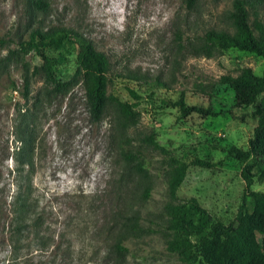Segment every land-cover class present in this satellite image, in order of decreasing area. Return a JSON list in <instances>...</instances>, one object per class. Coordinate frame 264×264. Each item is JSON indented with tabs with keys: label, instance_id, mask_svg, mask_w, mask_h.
Returning a JSON list of instances; mask_svg holds the SVG:
<instances>
[{
	"label": "rangeland",
	"instance_id": "374dc122",
	"mask_svg": "<svg viewBox=\"0 0 264 264\" xmlns=\"http://www.w3.org/2000/svg\"><path fill=\"white\" fill-rule=\"evenodd\" d=\"M0 0V259L7 246L5 232L15 194L13 159L17 141L15 124L28 126L34 137L31 162L25 167L29 203L26 227L11 264H116L113 245L118 237L115 215L135 210L144 228L126 240L129 251L120 264H184L166 248L170 238L162 231L161 210L167 201L166 162L159 150H149L153 195L140 197L147 184L129 171L121 159L122 136L143 144L153 134L160 146L188 162L193 157L211 166L190 165L176 191L179 200L195 197L216 218L234 219L242 203L243 163L228 156L230 146L246 149L257 124L247 92L217 83L223 74L248 78V70L261 75L264 58L232 48L205 57L193 47L206 28L233 26L229 14L235 0ZM257 5L264 27V0ZM249 21L256 29L255 16ZM50 33L67 29L89 39L112 66L107 91L116 98L98 121L90 115L83 81L55 91L35 52L27 54L26 72L13 59H3L32 30ZM77 46L68 42L45 49L54 60L57 79L67 81L76 68ZM131 72L138 80L127 78ZM121 73L122 76L117 75ZM28 94H23L24 75ZM213 84L211 96L192 89L193 83ZM126 86L140 93L136 122L124 129L117 119V100L134 102ZM181 92L191 105L212 104L223 113L180 117L171 102ZM264 153V139L260 142ZM264 168V159H263ZM253 190L264 191V173L254 170ZM249 198L247 207L251 210ZM38 217L37 225H32ZM146 228H151L147 231ZM259 234L257 233V236Z\"/></svg>",
	"mask_w": 264,
	"mask_h": 264
},
{
	"label": "trees",
	"instance_id": "16d2710c",
	"mask_svg": "<svg viewBox=\"0 0 264 264\" xmlns=\"http://www.w3.org/2000/svg\"><path fill=\"white\" fill-rule=\"evenodd\" d=\"M194 1L188 0V4ZM261 2V0H235L229 14L234 30L230 32L227 29L206 28L198 35V43L191 45L205 57H212L216 53L235 48L264 58V27L259 24L256 14L257 5ZM35 5L37 8L46 9L48 4L43 0H36ZM250 11H254L252 13L255 16L257 32L249 21ZM65 42L76 45L78 50L76 68L71 78L61 81L55 75L54 60L45 53V49L58 48ZM30 52H35L41 57L45 76L53 90L63 91L83 81L90 115L94 121H98L108 106L116 101V98L107 91L112 79L110 60L84 36L67 29H57L50 33L32 30L27 38L22 40L17 48L9 50L3 59L5 61L13 59L26 72L28 64L26 56ZM1 62L4 61L0 59ZM122 75L124 74L119 73L117 77ZM125 76L131 80L139 79L137 74L131 72L126 73ZM23 82V94L27 96L26 74ZM217 83L227 85L235 91L247 92L244 97L245 103L253 106V113L257 118V124L248 139V147L242 149L230 146L226 149L228 156L243 163L240 172L244 181L243 199L232 221L225 223L216 218L193 196L179 200L176 195L188 167L213 165L209 160L199 157H193L188 162L181 160L160 146L153 134H145L141 140L143 144H134L132 139L123 135L118 143V151L129 171L139 174L142 180L147 181L140 194L142 199H149L153 195L150 174L153 162L149 150H159L163 154V160L166 162L167 201L161 210L164 220L161 229L170 236L166 245L167 250L177 253L182 263L264 264V191L252 189L254 170L264 173V153L260 150V142L264 139V69L261 75H255L248 70L247 79L223 74L217 79ZM212 88L213 84L203 82L193 83L192 86L194 92L207 96L212 95ZM126 91L134 102L119 100L116 102L119 111L117 119L124 129L135 124L137 115L135 107L138 99L141 98L140 93L134 88L126 86ZM171 105L177 107L180 117L192 113L202 116H218L223 113L216 110L212 104L207 106L187 104L184 92H181L179 98L172 101ZM14 135L19 141L13 156L14 179L18 188L11 202V219L3 241L7 246V254L4 260L0 259V264H11L10 259H13L18 251V243L22 239L29 212L26 198L28 186L23 182L25 177L27 178L25 167L31 162L30 152L34 137L29 127L23 124H15ZM248 198L251 210L247 207ZM139 217L140 213L132 209L117 212L115 215L118 237L115 238L113 248L118 259L116 264H120L129 251L126 240L129 237L131 239L139 237L145 231L139 223ZM38 221L39 218L36 217L32 225L36 226ZM150 230L151 228H146V233ZM91 259L93 264H100L97 257Z\"/></svg>",
	"mask_w": 264,
	"mask_h": 264
}]
</instances>
